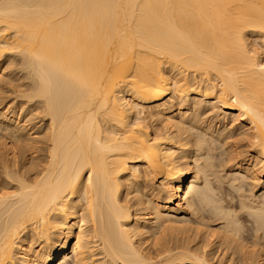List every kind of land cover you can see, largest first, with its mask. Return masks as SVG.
Returning <instances> with one entry per match:
<instances>
[{"label":"bare ground","instance_id":"1","mask_svg":"<svg viewBox=\"0 0 264 264\" xmlns=\"http://www.w3.org/2000/svg\"><path fill=\"white\" fill-rule=\"evenodd\" d=\"M0 264H264V0H0Z\"/></svg>","mask_w":264,"mask_h":264}]
</instances>
